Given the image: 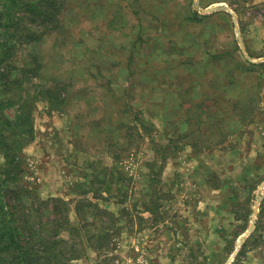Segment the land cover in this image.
<instances>
[{"label": "rangeland", "instance_id": "rangeland-1", "mask_svg": "<svg viewBox=\"0 0 264 264\" xmlns=\"http://www.w3.org/2000/svg\"><path fill=\"white\" fill-rule=\"evenodd\" d=\"M66 14L72 19L63 31L77 48L71 51L79 55L73 66L80 80L68 95H56L68 96L67 104L35 103L36 136L23 149V184L43 199L71 201L74 224L77 200L96 195L110 198L99 202L121 218L115 234L118 225L106 223L115 244L111 257L89 248L73 264H264V0H68ZM120 14L128 19L125 29L111 25ZM87 44L100 49L101 58L106 49L125 62L136 50L144 61L133 87L138 92L140 83L167 77L178 82L176 90L193 86L206 108H217L218 98L237 100L243 83L255 86L256 97L245 100V118L232 115L221 144L201 148L191 144L200 141L194 135L179 138L187 124L176 131L170 126L169 108H178L180 123L185 113L174 88L162 87L157 104L137 113L147 124L139 146L120 151L110 141L126 145L124 129L91 123L110 105L107 89L83 63ZM32 48L15 50V72L27 66ZM111 73L122 89L131 84L125 65ZM115 150L120 160L112 157Z\"/></svg>", "mask_w": 264, "mask_h": 264}, {"label": "trees", "instance_id": "trees-1", "mask_svg": "<svg viewBox=\"0 0 264 264\" xmlns=\"http://www.w3.org/2000/svg\"><path fill=\"white\" fill-rule=\"evenodd\" d=\"M67 9L68 0H0V160L1 156L3 159L0 161V264H73L75 260L86 256L89 248L98 253L103 251L107 257H111L115 248V244H111V235L106 233V229L110 228L106 223L114 226L121 218L99 202L109 201L110 198L96 195V200L78 199V222L74 224L71 219V201L62 197L43 199L26 188L22 180L25 170L23 149L36 136L35 103L42 99L55 106L67 104L65 101L68 96L61 100L56 95L65 92L68 95L71 93L69 88L80 80L78 70L73 66V60L79 57L77 52H73L77 48H74L70 36L63 31L68 28L66 22L72 19V16L67 17ZM113 23L120 25L122 29L129 25L128 19L122 14L111 21V25ZM80 41L85 44L84 39ZM32 45L34 48L27 54L30 60L23 62L27 66L21 72H15L18 69L13 63V60H18L15 50ZM39 46L44 48V56L38 50ZM99 50L96 46L87 44L82 60L91 75L98 77L101 89H107L110 107L105 110V116L96 118L99 122L95 120L91 123L97 122L99 127H103V123L107 122L115 127L114 131L124 129V135L129 138L126 145L118 139L110 141V146H115L120 151H129L139 146L138 138L143 135L140 128L147 127V124L137 113L145 112L147 106L157 104V91L162 87L174 88L172 92L177 94V107H182L185 113V120L180 123V114L175 111L178 108H169L170 126L176 131L187 124L183 129L186 133L180 134L179 138L194 135L200 141L191 144L201 148L221 144L226 137L228 121L232 120V115L243 114L242 117L245 118V100L251 101L256 97L255 94L252 95L255 86L243 83L239 86L241 91L237 100L218 98L217 108H206L203 107V101H196L199 97H193V86L183 91L176 90L178 82L170 81L167 77L140 83L143 92H138L133 87L143 77L144 61L135 56L137 51L132 52L125 62L106 49L103 51L104 58H101ZM70 60L69 66L66 63ZM106 61L108 66L104 63ZM121 65L126 66L128 77L132 80L123 89L119 79L115 78L114 81V72L110 74ZM74 93L76 92L73 91ZM187 95L191 96V106ZM201 96L207 98V91L201 90ZM230 106L233 109L229 111ZM134 109L136 113L133 112ZM174 144L175 147L178 145L176 142ZM117 150L112 153L114 160H120L123 156ZM18 186H22V189L18 190ZM118 201L125 202L123 199ZM121 212L125 214L126 210ZM89 214H94L95 217L102 214L108 218L89 220ZM120 228L118 225L113 233ZM99 232L100 236L96 234ZM249 245L245 243L240 253Z\"/></svg>", "mask_w": 264, "mask_h": 264}, {"label": "crops", "instance_id": "crops-1", "mask_svg": "<svg viewBox=\"0 0 264 264\" xmlns=\"http://www.w3.org/2000/svg\"><path fill=\"white\" fill-rule=\"evenodd\" d=\"M260 1V0H259Z\"/></svg>", "mask_w": 264, "mask_h": 264}]
</instances>
